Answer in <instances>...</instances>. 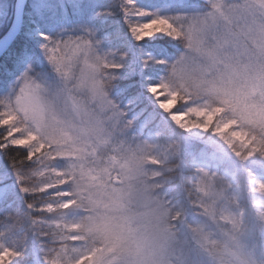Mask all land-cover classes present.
<instances>
[{"label": "snow or ice", "instance_id": "snow-or-ice-1", "mask_svg": "<svg viewBox=\"0 0 264 264\" xmlns=\"http://www.w3.org/2000/svg\"><path fill=\"white\" fill-rule=\"evenodd\" d=\"M0 31V264H264V0H0Z\"/></svg>", "mask_w": 264, "mask_h": 264}, {"label": "trees", "instance_id": "trees-1", "mask_svg": "<svg viewBox=\"0 0 264 264\" xmlns=\"http://www.w3.org/2000/svg\"><path fill=\"white\" fill-rule=\"evenodd\" d=\"M3 35H4V32L0 31V37H2ZM12 211H13V214H15V209H13ZM0 219H2V217H0Z\"/></svg>", "mask_w": 264, "mask_h": 264}]
</instances>
